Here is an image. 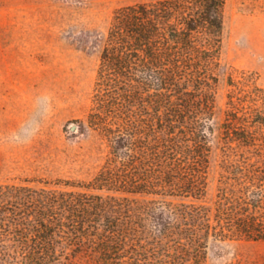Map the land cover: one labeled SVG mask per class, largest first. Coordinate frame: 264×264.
<instances>
[{"label": "trees", "instance_id": "16d2710c", "mask_svg": "<svg viewBox=\"0 0 264 264\" xmlns=\"http://www.w3.org/2000/svg\"><path fill=\"white\" fill-rule=\"evenodd\" d=\"M225 12V0L114 11L89 113L110 156L90 187L124 196L0 182V254L34 264H72L79 255L92 264H151L161 239L198 255L211 239L264 241V87L247 75L230 79L221 131L235 153L216 200L165 199L206 193Z\"/></svg>", "mask_w": 264, "mask_h": 264}, {"label": "rangeland", "instance_id": "374dc122", "mask_svg": "<svg viewBox=\"0 0 264 264\" xmlns=\"http://www.w3.org/2000/svg\"><path fill=\"white\" fill-rule=\"evenodd\" d=\"M155 0H0V182L124 196L93 189L110 156L100 128L89 120L105 35L114 11ZM221 67L209 141L206 193L169 201L212 205L225 162L222 139L228 95L243 75L264 87V0H225ZM89 186V187H85ZM138 200L143 194H125ZM158 235L153 225L149 226ZM157 240L152 239V241ZM156 242V241H154ZM72 264H92L85 256ZM64 261V259H62ZM151 264H264V241L209 240L204 253L165 245ZM0 264H34L0 254ZM60 264V263H55Z\"/></svg>", "mask_w": 264, "mask_h": 264}]
</instances>
